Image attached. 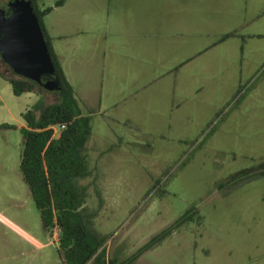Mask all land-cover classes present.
I'll use <instances>...</instances> for the list:
<instances>
[{
    "label": "rangeland",
    "instance_id": "rangeland-1",
    "mask_svg": "<svg viewBox=\"0 0 264 264\" xmlns=\"http://www.w3.org/2000/svg\"><path fill=\"white\" fill-rule=\"evenodd\" d=\"M9 1L0 0V9ZM84 3L90 13L73 19L71 10ZM105 5L70 0L52 7L59 8L55 31L85 35L84 55L74 68L83 84L94 81L86 52L99 48L86 37L104 39L105 54H130L111 49L117 37L111 27L104 29ZM201 9L203 21L187 15L183 25L188 34L209 29L217 39L188 36L197 43L195 52L186 54L175 73L118 100L127 88L115 87L118 75L104 70L96 92H80L83 104L76 100L91 130L83 150L88 175L77 181L83 213L117 262L185 215L186 221L131 264H230L233 258L237 264H264V175L250 176L264 172V7L249 8V27L234 39L221 34L231 24L226 7L218 8L221 16L215 6ZM207 63L215 66L212 74L202 68ZM4 76L17 77L0 59V264H62L57 230H44L19 171L23 114L40 100L48 105L60 96L43 89L15 96ZM101 79L112 93L105 106L99 104ZM166 80L181 82L179 92L156 86Z\"/></svg>",
    "mask_w": 264,
    "mask_h": 264
},
{
    "label": "crops",
    "instance_id": "crops-1",
    "mask_svg": "<svg viewBox=\"0 0 264 264\" xmlns=\"http://www.w3.org/2000/svg\"><path fill=\"white\" fill-rule=\"evenodd\" d=\"M58 1L61 0H34L35 5L40 11L48 7H54ZM62 1L61 5L64 6L70 0ZM101 1L102 0H98V2ZM104 1L106 3L104 8H106L105 12L107 13V17L105 14L106 21H104V23H106L104 29L111 27L112 33L117 37L111 44V49L113 51L126 49L130 54L116 55L115 57L114 54H105L107 45L104 39L99 41V36L86 37L88 41H93V45L99 44L98 51L86 52V60L91 66V76L89 80H94L91 82L92 84L90 83L89 85H87V82L83 84V75L78 74L74 69L79 62L80 56L83 54L82 48L85 35L81 34L79 30L74 32L69 30L55 31L53 17L56 16V9H59V6L51 10V12L42 19L45 31L50 38L53 53L66 76V80L73 90L75 99L77 101L80 100L79 102H81V98H79L80 92H96L98 79L102 77L101 72L104 70L109 71L113 75L114 72H116V75H118L115 87L121 85L127 88L125 90L123 89L120 95H117L118 100H120L124 96L135 94L140 89L154 85L157 83L154 81L156 78L160 79L164 73L166 75L167 72H174L175 69L187 62L186 60L189 57L187 58L186 54L189 51L194 53V49H196L195 46H197V43L193 41L194 39H210L213 41L217 39V34L209 29L203 31L196 28V30H194L195 32L188 34V30H186L185 25H183V23L185 24L187 15L193 17L196 23L203 21L201 8L205 4L217 7L214 12L218 16L224 15L218 8H227V16L231 24L223 29L224 33L221 34L225 37L230 36L232 39L237 38L236 35L238 33H241L242 30L249 27V19L252 14L249 8L264 7V0ZM116 6H119V9H115ZM89 7L91 6L84 3L82 7L71 10V17L80 20V18H83L80 16L81 14L86 12H88V14L90 13ZM94 9L97 13L102 15V8L99 9L94 7ZM161 16H164V20L159 22L158 18ZM110 24L114 25L110 26ZM114 28L115 32H113ZM188 36L193 40H190ZM187 39L190 40L189 45L186 43ZM121 40H123V42ZM213 46H215V44H212L210 47L212 48ZM106 57H108V59ZM202 68L212 74L215 66L207 63ZM132 71H136L137 76L136 73ZM94 72H97V74L95 75ZM210 73L209 78L214 80L215 76H212ZM140 77L141 79H139ZM166 81L167 82L164 84L156 86L168 87V91L171 92V90H174V93L178 91V85L182 86L181 82L176 84L168 80ZM102 82L105 84V87H103L101 91L99 104L100 106L103 104L105 106L110 97L109 94L112 93L109 92L110 87H108L107 83L103 80ZM130 88L131 91L129 93ZM148 95L150 96V92ZM229 261L230 264L231 262L232 264L237 262L235 258Z\"/></svg>",
    "mask_w": 264,
    "mask_h": 264
},
{
    "label": "trees",
    "instance_id": "trees-1",
    "mask_svg": "<svg viewBox=\"0 0 264 264\" xmlns=\"http://www.w3.org/2000/svg\"><path fill=\"white\" fill-rule=\"evenodd\" d=\"M30 1L59 82L57 93L60 99L48 105L40 100L22 116L24 126L20 128L22 151L19 163L22 180L44 230L47 233L52 229L57 230V252L62 264H131L166 237L173 226L188 218L185 215L180 217L171 228L152 238L123 262L107 256L100 236L88 227L87 215L83 213V192L77 186V181L88 175L83 150L91 133L90 117L78 105L45 31L42 19L51 12L52 7L40 11L34 0ZM62 2L58 1L55 6ZM5 78L15 96L36 94L41 89L23 78ZM256 175H264V172L250 176Z\"/></svg>",
    "mask_w": 264,
    "mask_h": 264
},
{
    "label": "water",
    "instance_id": "water-1",
    "mask_svg": "<svg viewBox=\"0 0 264 264\" xmlns=\"http://www.w3.org/2000/svg\"><path fill=\"white\" fill-rule=\"evenodd\" d=\"M0 59L11 72L47 92L59 82L30 0H11L0 9Z\"/></svg>",
    "mask_w": 264,
    "mask_h": 264
},
{
    "label": "flooded vegetation",
    "instance_id": "flooded-vegetation-1",
    "mask_svg": "<svg viewBox=\"0 0 264 264\" xmlns=\"http://www.w3.org/2000/svg\"><path fill=\"white\" fill-rule=\"evenodd\" d=\"M3 9H6V7H4Z\"/></svg>",
    "mask_w": 264,
    "mask_h": 264
}]
</instances>
